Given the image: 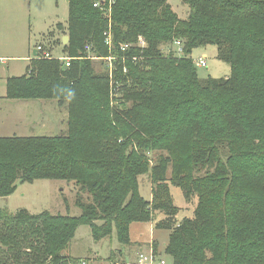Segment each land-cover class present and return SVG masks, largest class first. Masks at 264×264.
Masks as SVG:
<instances>
[{
    "label": "trees",
    "instance_id": "trees-1",
    "mask_svg": "<svg viewBox=\"0 0 264 264\" xmlns=\"http://www.w3.org/2000/svg\"><path fill=\"white\" fill-rule=\"evenodd\" d=\"M97 1L70 0L67 24L57 26L70 37L63 54L78 57L70 66L58 59L34 57L24 75L7 80V98L12 100L62 104L67 99L68 133L0 137V197L11 195L18 182L51 179L75 182L92 200L77 198L80 217L0 208V264H80L67 253L79 222L91 224L96 240L110 236L115 227L119 241L130 244L134 221H154L156 229L170 231L165 252L174 264H264V175L243 172L229 160L232 155L227 158L223 153L229 143L244 141L247 133L264 132V0H186L191 8L186 20L167 0H116L111 17L102 9L109 1L96 7ZM109 30L112 50L105 43ZM49 34L55 38L54 31ZM140 36L148 43L146 59L136 45ZM176 40L182 42L184 54L168 53L164 58L162 45ZM53 42L61 44L62 39ZM120 44L131 47L122 53ZM209 44L231 65L229 78H198L188 56L194 48ZM86 45L101 57L126 56L124 62L115 61L118 96L112 95L108 69L96 73L95 60L85 57ZM150 57L162 60L147 67ZM179 87V92L195 88L186 91L188 100L194 95L206 101L203 94L215 91L227 100V107L194 105L189 133L198 137L209 123L213 139L198 146L189 157V168L172 178L187 200L198 199L193 216L183 219L177 218L179 209L167 185L173 157L162 156L150 168L154 189L152 199L146 200L138 177L148 167L141 155H135L137 147H154L141 136L131 153L116 154L106 144L112 146L113 124H140L145 110L150 112V129L163 136L176 131L184 115L182 101L174 98ZM100 94L107 99L98 105ZM89 95L96 99L92 106L85 103ZM108 95L120 102L110 107ZM199 110L210 117L202 119ZM160 138L154 139L156 149L171 148ZM155 210L163 215L161 219L156 220Z\"/></svg>",
    "mask_w": 264,
    "mask_h": 264
},
{
    "label": "rangeland",
    "instance_id": "rangeland-1",
    "mask_svg": "<svg viewBox=\"0 0 264 264\" xmlns=\"http://www.w3.org/2000/svg\"><path fill=\"white\" fill-rule=\"evenodd\" d=\"M70 0H0V137H30V136H58L68 133L69 101L66 99L62 104L56 100L34 99V100H12L7 98V80L9 77L22 76L27 72L30 60L34 58V49L38 44H45L56 56L63 54V42L56 44L54 39H63L64 33L57 29L59 23L67 24L70 14ZM110 1V0H108ZM173 11L181 20H186L191 12L190 5L186 0H167ZM116 0H113L115 5ZM113 5L102 8L108 15L112 14ZM54 31V37L49 32ZM53 43V45H52ZM69 43V42H68ZM136 45L141 49L146 59V48L148 43L140 36ZM167 44L162 45L164 58L168 54ZM173 52L181 55L179 46L173 45ZM149 57V56H148ZM195 64L196 73L201 80L215 78H229L232 74L231 65L218 57L217 47L213 44L199 46L193 49L189 56ZM203 58L206 66H200L198 60ZM147 67H152L162 59L147 58ZM94 71L101 73L106 68L102 60L93 62ZM146 67V68H147ZM144 68V69H146ZM182 81V79H178ZM176 86V85H175ZM194 87L183 92L175 93L176 101H182L180 108L184 109L176 131H168L166 136L160 134L156 129H150L147 117L149 111H144L143 122L140 124H113L111 131V144L106 141L116 154L131 153L136 150L134 141L138 137L147 140L154 148L151 150L139 148L142 163L147 165L146 173L139 175V191L146 200L153 197V179L150 168L162 156H171L175 160L173 167L169 168L166 175L167 185L170 188L174 205L179 209L177 218L192 217L197 205V196L187 200L183 190L176 186L172 180L175 173L185 171L190 166L191 153L201 144L209 143L213 139V131L209 123L205 124V131L195 137L189 133V121L195 116L194 105L197 108L208 103L211 107L227 103L222 94L206 93V101L197 96H189L186 91H192ZM99 104L106 101L104 94L98 96ZM190 101V102H189ZM94 96L89 95L85 102L89 106L95 104ZM109 106L113 107L120 102L112 95H108ZM130 104V101L127 105ZM126 106V103L122 105ZM84 107V104H82ZM203 116L206 111L199 110ZM209 118L210 115L202 117ZM149 124V125H148ZM228 139H233L230 134ZM166 139L172 145L169 149H156L154 139ZM237 138V137H236ZM133 142V144H129ZM117 150H114V147ZM111 152V153H112ZM110 153V154H111ZM225 157L231 156L229 160L235 163L237 168L243 172H257L264 175V132L250 133L242 142L229 143L223 151ZM141 155V156H140ZM241 171V170H240ZM242 172V171H241ZM205 174L206 171L201 172ZM77 198L91 201L92 197L85 192L81 186L73 181L38 179L32 182H18L14 192L8 197H0V208H6L11 212L26 210L30 214H62L71 217H80L82 209L76 204ZM156 220L163 217L160 211L155 210ZM169 230L156 229L155 222L134 221L130 224V244H122L115 227L110 236L96 240L93 236L92 226L87 222H79L74 240L68 248L67 253L75 259V263L86 260L87 264H140V247H145V254L151 251L155 253V264L164 260V264H174L171 255L165 252L169 241ZM264 253V251H263ZM147 264V263H143Z\"/></svg>",
    "mask_w": 264,
    "mask_h": 264
},
{
    "label": "built area",
    "instance_id": "built-area-1",
    "mask_svg": "<svg viewBox=\"0 0 264 264\" xmlns=\"http://www.w3.org/2000/svg\"><path fill=\"white\" fill-rule=\"evenodd\" d=\"M106 1L105 0H98L94 5L96 7H100L102 6ZM110 6L113 4V0L109 1ZM106 36V45L109 47L110 50H112L113 48V34L111 32V30L107 31L105 33ZM178 45L179 46V52H181V55H177L175 52H173V45ZM129 47H131V45L129 44H120V49L122 53L127 52V50L129 49ZM168 52L167 53H174L175 56H182L184 54V47L181 41L176 40L173 44L168 45ZM92 47L91 45H86L85 50L87 51V58L91 59V60H102L104 63H106V68L108 69L109 75H110V79H111V83H112V95L114 97L118 96V89L120 87L119 85V81L115 80L114 75L115 72L117 71V67L115 65V61L117 60H121L122 62L126 61V56H122L121 58H118L114 55H109L107 57H101L98 56L96 53L92 52ZM35 50L37 51V56L36 57H43V58H47V59H58L61 60L65 63L66 66H70L71 62L73 61V59H76L78 57H70V56H65V55H61V56H56L53 54L52 50L48 49L46 47L45 44H38L35 48ZM82 58V57H79ZM139 58L138 57H133L132 60L133 61H137ZM198 64L200 66H206V62L203 58H200L198 60ZM124 73H128V68H124ZM116 85V87H115ZM155 253L154 252H150L148 254H145V252H141L140 253V257H139V263L143 264V263H147V264H155ZM80 264H87L86 260H82L80 261ZM158 264H164V261H160V263Z\"/></svg>",
    "mask_w": 264,
    "mask_h": 264
},
{
    "label": "water",
    "instance_id": "water-1",
    "mask_svg": "<svg viewBox=\"0 0 264 264\" xmlns=\"http://www.w3.org/2000/svg\"><path fill=\"white\" fill-rule=\"evenodd\" d=\"M69 40H70V37L68 35L63 36V39H62L63 45H67ZM36 56H37V51L34 50V57Z\"/></svg>",
    "mask_w": 264,
    "mask_h": 264
},
{
    "label": "crops",
    "instance_id": "crops-1",
    "mask_svg": "<svg viewBox=\"0 0 264 264\" xmlns=\"http://www.w3.org/2000/svg\"><path fill=\"white\" fill-rule=\"evenodd\" d=\"M35 50V49H34ZM145 251V247H140V253ZM164 261V260H163ZM165 262V261H164Z\"/></svg>",
    "mask_w": 264,
    "mask_h": 264
},
{
    "label": "clouds",
    "instance_id": "clouds-1",
    "mask_svg": "<svg viewBox=\"0 0 264 264\" xmlns=\"http://www.w3.org/2000/svg\"><path fill=\"white\" fill-rule=\"evenodd\" d=\"M71 95V94H70Z\"/></svg>",
    "mask_w": 264,
    "mask_h": 264
}]
</instances>
